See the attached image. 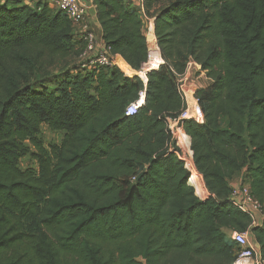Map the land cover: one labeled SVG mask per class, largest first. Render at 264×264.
Returning <instances> with one entry per match:
<instances>
[{
    "label": "trees",
    "instance_id": "trees-1",
    "mask_svg": "<svg viewBox=\"0 0 264 264\" xmlns=\"http://www.w3.org/2000/svg\"><path fill=\"white\" fill-rule=\"evenodd\" d=\"M93 3L106 47L135 71L148 69L142 16L153 18L164 63L147 83L84 66L85 42L49 0H0V264H233L234 230L264 258V217L252 225L230 199L248 184L264 209V0ZM190 61L212 81L196 90L205 122L183 123L204 200L167 122L184 108L177 75ZM42 124L65 131L60 146L43 145ZM29 153L41 175L19 166Z\"/></svg>",
    "mask_w": 264,
    "mask_h": 264
},
{
    "label": "built area",
    "instance_id": "built-area-1",
    "mask_svg": "<svg viewBox=\"0 0 264 264\" xmlns=\"http://www.w3.org/2000/svg\"><path fill=\"white\" fill-rule=\"evenodd\" d=\"M135 3L143 9L144 0H134ZM51 5L58 11L65 14L72 23L77 27L76 33L85 42V50L82 54V61L86 62L84 66L93 65H118L119 58L110 53L109 48L106 47L104 41H100L96 32L90 27L91 12L94 5H89L83 0H50ZM151 28L147 31V39L149 42V61L148 69L145 71L144 82L147 83V73L159 67H153V60L155 57H160L161 52L157 44V39L154 33V39L150 40L149 35ZM162 63L164 60L162 58ZM161 63V64H162ZM194 61L188 63L185 73L177 75L178 90L184 101V108L177 117H168V128L175 139L176 145L180 149L178 155L184 161L185 167L191 172V165L195 167L193 162V150L191 149V138L189 140L188 148H184L179 142V133L185 132L183 123L185 120H193L196 123L203 124L205 122L204 111L201 106L199 98L196 96L197 87L192 83V76L194 70L192 69ZM146 66V67H147ZM145 67V68H146ZM145 92L140 93L138 100L132 102L126 109V115H134L138 109L144 104ZM200 176L201 174L197 172ZM203 177V176H202ZM189 184L195 189L196 195L204 200L209 197L210 193L202 181L203 186L198 188L196 183ZM231 202L233 205L247 213L251 217L252 225H259L264 217V209L262 204L254 197L251 188L248 184L241 182L233 186L231 195ZM230 238L240 246L237 259L233 264H264L259 243L252 237L250 231H230Z\"/></svg>",
    "mask_w": 264,
    "mask_h": 264
},
{
    "label": "rangeland",
    "instance_id": "rangeland-1",
    "mask_svg": "<svg viewBox=\"0 0 264 264\" xmlns=\"http://www.w3.org/2000/svg\"><path fill=\"white\" fill-rule=\"evenodd\" d=\"M24 1V0H23ZM33 2V1H32ZM49 3L50 0H49ZM142 20H143V23H144V28L146 30V32L148 31V29L151 28V26L154 25V20L153 18H145V16H142ZM152 33V31H151ZM151 33L149 35V38L150 40H153V37L151 36ZM120 59V57H118ZM156 58V57H155ZM71 60V59H70ZM123 60V59H122ZM75 61V60H74ZM81 60H77L75 62L78 63H81L80 62ZM72 62V61H71ZM70 62V63H71ZM155 62V60H154ZM69 63V64H70ZM161 63V62H160ZM72 64V63H71ZM70 64V65H71ZM158 64V63H157ZM66 63L63 62L59 68V72H57L56 74H53L55 75L56 77H54L53 75H51L49 78H47L43 83L45 85H48L50 88L52 87H56V80L58 79V75L59 73H62L63 71L62 70H65V68L67 66H65ZM69 67V66H68ZM117 67L127 76L129 77H133L135 75H133V69H129V66H127V72L128 74H126L120 67L119 65H117ZM132 74V75H131ZM140 74V73H139ZM58 76V77H57ZM136 76H139L140 78H142L143 80L145 79V76L144 75H136ZM198 78L199 75L198 74H195V78ZM206 76H203L202 78L199 77L197 83H193L196 87L200 86L201 84L206 87L208 86L212 81L211 79L209 80H206L205 79ZM193 78V76H192ZM201 83V84H200ZM201 88V87H200ZM198 89V88H197ZM64 135H65V131L64 130H54V129H51L47 124H42L41 127H40V133H39V138L41 139L43 145L47 148V149H50L51 147H54V146H60L62 144V141H63V138H64ZM176 139H177V136H175V142H176ZM33 151V150H31ZM19 166L22 168V169H27V168H32L36 171L37 175H41L42 172H41V167H40V164L38 163V161L34 158V156L31 155V153L27 154V155H24L22 156L19 160ZM197 171V170H196ZM198 172V171H197ZM201 179L204 183V179L201 175ZM50 181L52 180L51 178L49 179ZM23 226H24V229L28 232H34V231H37V226L35 224V221L33 220V217L31 216H27L25 218H23ZM229 233V231H227Z\"/></svg>",
    "mask_w": 264,
    "mask_h": 264
},
{
    "label": "bare ground",
    "instance_id": "bare-ground-1",
    "mask_svg": "<svg viewBox=\"0 0 264 264\" xmlns=\"http://www.w3.org/2000/svg\"><path fill=\"white\" fill-rule=\"evenodd\" d=\"M153 27H154V25H153ZM151 36L154 39V31L151 33ZM160 62L162 63V58L157 57L158 65L156 66L155 63H154V60H153V63H152L153 67H159L161 65ZM118 65L126 74H128L127 72H129V71H127L128 70L127 69V65L121 59H119ZM145 71L146 70H144V71H135V70H133L132 74L133 75H144L145 76ZM189 140H190V136L186 132L181 131L179 133V142L184 148H188ZM191 172H192V178H191L190 182L196 183L198 185V188L201 189V187L203 186L201 176L197 173L196 168L194 166H192V165H191Z\"/></svg>",
    "mask_w": 264,
    "mask_h": 264
},
{
    "label": "crops",
    "instance_id": "crops-1",
    "mask_svg": "<svg viewBox=\"0 0 264 264\" xmlns=\"http://www.w3.org/2000/svg\"><path fill=\"white\" fill-rule=\"evenodd\" d=\"M26 3H34V2H36V1H38V0H24ZM33 1V2H32ZM85 3H87V4H89V5H94V3H93V0H83ZM97 14V11H96V7H95V5H94V9L92 10V12H91V18L89 19L90 21H91V23H90V27L96 32V34H97V36H98V39L101 41H104L103 40V38H102V27H101V25H100V23H99V21L98 20H96V15ZM153 27V26H152ZM129 69H131L130 67H129ZM192 69L194 70V73L195 74H198L199 75V77H203V76H206L205 77V79L206 80H209L210 78L206 75V73L201 69V66L198 64V63H196V62H194L193 63V65H192ZM195 74H194V76H193V78H192V83H197V81H198V79H199V77L197 78H195ZM199 82V81H198ZM201 84V83H200ZM202 88V87H204L202 84L200 85V86H198L197 88ZM236 182V180H233L232 181V183H235Z\"/></svg>",
    "mask_w": 264,
    "mask_h": 264
}]
</instances>
